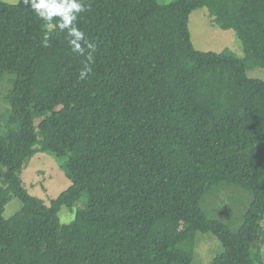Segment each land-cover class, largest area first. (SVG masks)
<instances>
[{"label":"trees","instance_id":"trees-1","mask_svg":"<svg viewBox=\"0 0 264 264\" xmlns=\"http://www.w3.org/2000/svg\"><path fill=\"white\" fill-rule=\"evenodd\" d=\"M203 7L235 33L243 57L193 48L189 15ZM85 8L77 26L96 45L91 61L22 0H0V80L9 83L0 264H191L198 232L222 246L210 264H263L264 81L247 71L264 67V0H85ZM38 153L66 157L71 182L48 204L20 179ZM220 184L252 196L236 232L200 208ZM12 197L21 208L2 218ZM81 199L62 224L59 210Z\"/></svg>","mask_w":264,"mask_h":264},{"label":"rangeland","instance_id":"rangeland-1","mask_svg":"<svg viewBox=\"0 0 264 264\" xmlns=\"http://www.w3.org/2000/svg\"><path fill=\"white\" fill-rule=\"evenodd\" d=\"M8 4H17L19 0H3ZM160 3H170L173 0H157ZM188 30L194 49L203 52L220 53L228 51L237 57H243L241 42L232 30H222L217 27L206 8H199L189 15ZM247 75L253 79L264 81V67L252 68ZM9 88L7 80H0V115L8 109L4 96ZM5 120L0 119V131L4 130ZM66 157H57L50 153H38L28 159L21 171L20 179L23 187L34 197L48 204L71 184L67 177ZM85 201V198H82ZM78 201L72 212L62 207L58 212L62 224H68L74 218L77 208L84 206L83 200ZM252 196L248 191L235 185L220 184L211 189L201 200L200 208L210 219L227 225L236 232L243 224L244 215L249 207ZM21 208V202L12 197L5 205L2 218L8 219ZM264 228V219L262 221ZM223 251L220 242L211 233L198 232L191 264H210L211 260ZM264 264V243L261 245Z\"/></svg>","mask_w":264,"mask_h":264},{"label":"clouds","instance_id":"clouds-1","mask_svg":"<svg viewBox=\"0 0 264 264\" xmlns=\"http://www.w3.org/2000/svg\"><path fill=\"white\" fill-rule=\"evenodd\" d=\"M27 10L34 13L42 20L47 29L56 28L67 36L68 46L76 53L84 54L85 48L89 49L88 60L91 61L92 53L96 51L94 42L89 41L85 33L77 26V21L85 8V0H22ZM47 37L45 45L47 46ZM91 72L86 67L79 73L83 80Z\"/></svg>","mask_w":264,"mask_h":264}]
</instances>
